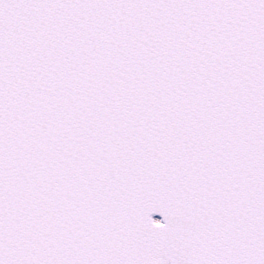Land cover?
<instances>
[{"label":"snow or ice","instance_id":"1","mask_svg":"<svg viewBox=\"0 0 264 264\" xmlns=\"http://www.w3.org/2000/svg\"><path fill=\"white\" fill-rule=\"evenodd\" d=\"M0 264H264V0H0Z\"/></svg>","mask_w":264,"mask_h":264}]
</instances>
